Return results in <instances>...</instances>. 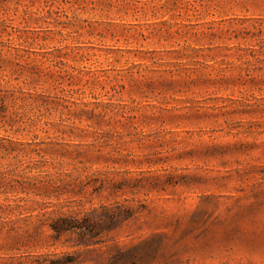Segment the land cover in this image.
<instances>
[{
	"label": "rangeland",
	"instance_id": "1",
	"mask_svg": "<svg viewBox=\"0 0 264 264\" xmlns=\"http://www.w3.org/2000/svg\"><path fill=\"white\" fill-rule=\"evenodd\" d=\"M113 205L107 247L50 238ZM112 246L264 264V0H0V264Z\"/></svg>",
	"mask_w": 264,
	"mask_h": 264
},
{
	"label": "trees",
	"instance_id": "2",
	"mask_svg": "<svg viewBox=\"0 0 264 264\" xmlns=\"http://www.w3.org/2000/svg\"><path fill=\"white\" fill-rule=\"evenodd\" d=\"M101 210L85 211L80 218L77 216H58L51 221L49 228L50 238L54 242H59L62 238L70 241V236L76 238L71 247L82 248L87 252H94L107 247L105 240L101 238L102 234H109L121 227L123 222L127 221L131 214L128 210H122L121 206H101ZM136 248H130L122 251L115 246L108 247L102 256L105 258H91L90 260H79L75 255L62 253L60 258L55 259L48 264H139L136 259ZM56 254H53L54 256ZM106 260V262H105Z\"/></svg>",
	"mask_w": 264,
	"mask_h": 264
}]
</instances>
